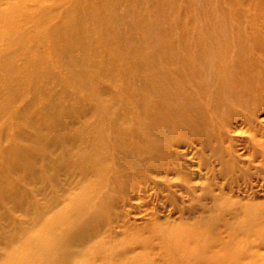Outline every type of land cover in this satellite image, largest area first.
<instances>
[{
	"label": "rangeland",
	"instance_id": "obj_1",
	"mask_svg": "<svg viewBox=\"0 0 264 264\" xmlns=\"http://www.w3.org/2000/svg\"><path fill=\"white\" fill-rule=\"evenodd\" d=\"M107 9L121 10L122 45ZM231 21L246 41L216 52L207 40ZM155 42L166 60L152 69ZM254 45L264 0H0V264H264ZM202 51L237 74L219 89L228 101L189 114L181 69ZM135 75L162 83L133 96ZM40 242L54 245L47 256Z\"/></svg>",
	"mask_w": 264,
	"mask_h": 264
},
{
	"label": "bare ground",
	"instance_id": "obj_2",
	"mask_svg": "<svg viewBox=\"0 0 264 264\" xmlns=\"http://www.w3.org/2000/svg\"><path fill=\"white\" fill-rule=\"evenodd\" d=\"M128 2V4H131L133 2V0H126ZM212 2V1H210ZM213 4L215 2H212ZM219 6V5H218ZM221 7V6H220ZM99 15H103L104 13H107L108 15H110L112 17V21L113 23L110 26V32L115 35V40H117L121 45L123 42L126 43V35L123 34L120 31V25L122 23V19L123 16L121 14V10L120 9H107L104 10V12L100 11L98 12ZM233 20L235 21V19L233 18ZM237 24V23H235ZM234 23H225V27H223V24H220L221 28H225V30L227 32H225V36H220L219 41H210L207 40L208 42H211V47L216 50V52L222 53L225 52V54H229L230 53V48L227 47L228 41H230L231 39H233V42H236L238 40L241 41V43H244V41H246V36L244 35V33L242 31H240V26L238 25V27L235 25ZM147 26V24H146ZM206 33L208 34V36H212V33H215V31L212 28V22L208 21L206 22ZM255 35V34H254ZM250 37V36H249ZM183 39L184 42V47H188L189 44L186 41L185 36L181 37ZM122 40V41H120ZM148 40V39H147ZM190 40V39H187ZM124 43V44H125ZM167 44V42H163V43H158L155 42L153 43V48L155 50H157V52L160 54L158 57H155L152 59V69L157 67V61H165L166 60V52L165 50H161L162 48L165 47V45ZM251 49L254 51V49L257 50H263L264 47L263 45H254L251 46ZM235 51V50H234ZM226 61H227V57L226 55L224 56H216V59L210 58V55H208V53L206 52H200L198 53L195 58H191L188 61V67L187 70L186 69H181L182 71H186L185 73H183L180 76L179 80H182L183 82H185L186 84H189L191 86V91L188 93L190 96L189 97H184L187 102L185 106L187 105H191L190 108L187 109H183L185 113H189V114H193V106L195 104H201V101L205 100L206 98L208 99L209 97L213 99V101H211V103L213 105H221L224 104L226 101H228L227 97L224 98V96L219 92V89H222V87L226 86L227 82L234 78L237 73H231L228 72L226 69ZM215 64L218 66L219 72L215 73L214 71H212L211 66ZM151 65V66H152ZM204 66V72L201 71V69L199 68L200 66ZM131 66L134 69H138L140 66L139 62H131ZM170 68H166L165 72H161L159 73L161 77H164L166 79V77L168 78V80H170V78L168 77V71ZM199 71V74L193 73V72H197ZM237 78V77H236ZM235 78V79H236ZM163 79L162 81L164 83L168 82L167 80ZM129 83H136L134 86L131 85V89L129 90V94L130 95H138V94H142L145 96V94L147 93H152L155 94L156 91L153 89L154 85L158 86L160 83H162L160 80L157 81V79H155L154 76L151 77V79L145 81L144 79L141 78L140 75H135V76H131L128 78L127 80ZM131 84V83H130ZM195 87H193V86ZM217 86L218 89L214 92H216L217 94H214L213 91L211 92L210 88L211 86ZM164 86V85H163ZM150 93V94H151ZM184 94V93H183ZM184 95H182L183 97ZM181 97V98H182ZM143 101V99H142ZM182 101V100H181ZM180 107H183V105L180 104ZM64 118V115L61 114V116H57L53 113V111L51 112V119L54 121V123L56 121H60ZM139 133V132H138ZM137 133V134H138ZM33 158V157H32ZM74 211H71V214H73ZM36 246H38V248H43L45 256L48 255V253L50 252V250H52V248L54 247V245L50 242H40L37 243ZM48 261L47 257H45V259H42L41 261H37V260H32V262L30 264H46Z\"/></svg>",
	"mask_w": 264,
	"mask_h": 264
}]
</instances>
